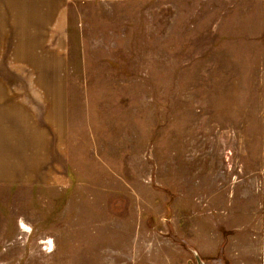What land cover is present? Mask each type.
<instances>
[{
  "label": "rangeland",
  "instance_id": "1",
  "mask_svg": "<svg viewBox=\"0 0 264 264\" xmlns=\"http://www.w3.org/2000/svg\"><path fill=\"white\" fill-rule=\"evenodd\" d=\"M68 15L70 185H0V264H264V0Z\"/></svg>",
  "mask_w": 264,
  "mask_h": 264
},
{
  "label": "crops",
  "instance_id": "2",
  "mask_svg": "<svg viewBox=\"0 0 264 264\" xmlns=\"http://www.w3.org/2000/svg\"><path fill=\"white\" fill-rule=\"evenodd\" d=\"M72 1L0 0V70L12 62L33 74L0 76V185H70L67 72ZM25 86L35 91L27 98L15 88Z\"/></svg>",
  "mask_w": 264,
  "mask_h": 264
},
{
  "label": "water",
  "instance_id": "3",
  "mask_svg": "<svg viewBox=\"0 0 264 264\" xmlns=\"http://www.w3.org/2000/svg\"><path fill=\"white\" fill-rule=\"evenodd\" d=\"M197 264H203L197 253H194Z\"/></svg>",
  "mask_w": 264,
  "mask_h": 264
}]
</instances>
